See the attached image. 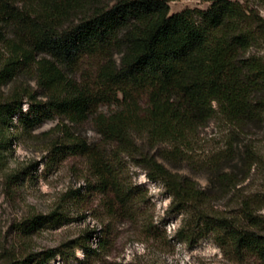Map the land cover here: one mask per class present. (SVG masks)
Instances as JSON below:
<instances>
[{"label":"trees","instance_id":"obj_1","mask_svg":"<svg viewBox=\"0 0 264 264\" xmlns=\"http://www.w3.org/2000/svg\"><path fill=\"white\" fill-rule=\"evenodd\" d=\"M177 1L23 0L16 11L1 0L0 163L12 129L58 119L53 149L87 160L110 217L135 221L146 201L127 158L166 189L172 213H191L234 261L264 264V191L242 189L264 170V0H203L207 10L171 15ZM28 76L37 92L20 83ZM103 104L115 110L100 113ZM90 119L99 143L72 128ZM214 121L227 131L202 165V189L179 169ZM227 198L235 208L216 211L214 203ZM59 217L36 216L27 230ZM93 237L48 256L76 248L91 256ZM104 243L100 238L98 247Z\"/></svg>","mask_w":264,"mask_h":264},{"label":"rangeland","instance_id":"obj_2","mask_svg":"<svg viewBox=\"0 0 264 264\" xmlns=\"http://www.w3.org/2000/svg\"><path fill=\"white\" fill-rule=\"evenodd\" d=\"M8 2L13 10L24 8L23 0ZM209 6L203 0H181L171 2L170 10L175 15L185 9L207 10ZM21 82L37 92L31 76L21 78ZM10 90L11 87H4L2 92L8 94ZM27 110L28 105L24 104L23 111ZM113 110L115 105L108 104L98 109L100 113ZM18 118H14L15 123ZM58 123V119L47 120L27 132L12 129L14 137L0 163V264L9 260L29 264H242L225 254L209 232L198 228L191 213H172L166 189L151 181L127 158L130 180L146 196V201L138 205L135 221L110 217L108 198L95 189L87 160L66 150L53 149L60 136L54 130ZM72 128L89 142L99 143L92 119ZM226 131L218 121L211 122L202 130L191 160L180 165L179 172L192 177L202 189L208 187V173L202 165L222 146ZM242 187L245 193L263 192L264 170L253 173ZM235 206L227 198L213 207L226 213ZM54 212L60 215L59 221L27 230L31 219ZM183 225L182 236L178 230ZM89 232L94 236L88 243L94 250L91 256L80 248L65 249L66 257L60 253L48 256ZM100 238L105 243L99 248ZM245 264L256 263L251 259Z\"/></svg>","mask_w":264,"mask_h":264},{"label":"clouds","instance_id":"obj_3","mask_svg":"<svg viewBox=\"0 0 264 264\" xmlns=\"http://www.w3.org/2000/svg\"><path fill=\"white\" fill-rule=\"evenodd\" d=\"M214 251H218V250H214Z\"/></svg>","mask_w":264,"mask_h":264}]
</instances>
